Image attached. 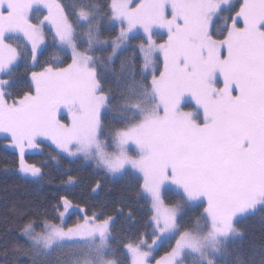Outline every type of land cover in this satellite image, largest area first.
<instances>
[{"label":"snow or ice","instance_id":"1","mask_svg":"<svg viewBox=\"0 0 264 264\" xmlns=\"http://www.w3.org/2000/svg\"><path fill=\"white\" fill-rule=\"evenodd\" d=\"M0 134L26 176L48 141L89 200L123 180L144 206L15 210L0 264H264L238 243L264 214V0H0Z\"/></svg>","mask_w":264,"mask_h":264},{"label":"trees","instance_id":"2","mask_svg":"<svg viewBox=\"0 0 264 264\" xmlns=\"http://www.w3.org/2000/svg\"><path fill=\"white\" fill-rule=\"evenodd\" d=\"M118 31V29H117ZM114 34V33H112ZM135 43V42H134ZM54 50L49 49L47 59L53 54ZM20 82L18 91L26 90L23 76L25 69L20 68ZM51 147L45 146L42 153L27 155L25 162L35 164L43 168L44 179L35 180L30 176L22 174L19 168L17 152L7 145V140L0 138V241L10 237L5 236V230L10 227L15 219V210L22 209L31 211L37 208L48 207L60 196H66L74 203L90 204L99 207L101 204L106 206L108 212H113L115 207H123L125 212L131 209L139 221L144 218L143 202L136 203L131 197L134 186L126 181L113 182L103 180L104 191L95 199L89 200V189L96 179H100L93 173L90 164L81 160L64 156L57 164L51 159L50 154H54ZM67 174H72L80 178V183L75 187H62L61 180L66 179ZM125 196V202H120V197ZM75 216L71 217L74 222ZM121 227L117 224V229ZM241 227L246 235L238 243L247 250L251 242L259 243L264 238V214L257 212L242 220ZM164 252V250H161Z\"/></svg>","mask_w":264,"mask_h":264},{"label":"rangeland","instance_id":"3","mask_svg":"<svg viewBox=\"0 0 264 264\" xmlns=\"http://www.w3.org/2000/svg\"><path fill=\"white\" fill-rule=\"evenodd\" d=\"M0 138H4V136L2 135V134H0ZM5 139V138H4ZM7 140V139H6ZM7 145H8V141H7ZM45 146H49V147H51L54 151H57L56 149H55V147L53 146V145H51V143L50 142H48V141H45V142H43V144H42V146L40 147V148H37V149H28V150H26V153H25V157L27 156V155H32V154H35V155H38V154H40V153H42L43 152V150H44V147ZM11 148V147H10ZM13 149V148H12ZM16 152H17V154H18V159H19V153H18V150H16V149H14ZM22 174H24V173H22ZM164 254V252H160L159 253V255H163ZM158 258V257H157Z\"/></svg>","mask_w":264,"mask_h":264}]
</instances>
